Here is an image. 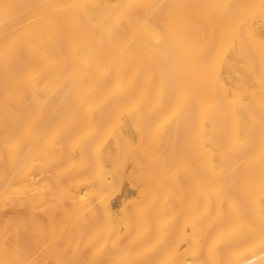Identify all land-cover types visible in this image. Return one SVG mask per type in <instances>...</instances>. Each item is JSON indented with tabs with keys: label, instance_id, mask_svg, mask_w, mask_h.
Masks as SVG:
<instances>
[{
	"label": "bare ground",
	"instance_id": "obj_1",
	"mask_svg": "<svg viewBox=\"0 0 264 264\" xmlns=\"http://www.w3.org/2000/svg\"><path fill=\"white\" fill-rule=\"evenodd\" d=\"M0 264H264V0H0Z\"/></svg>",
	"mask_w": 264,
	"mask_h": 264
}]
</instances>
